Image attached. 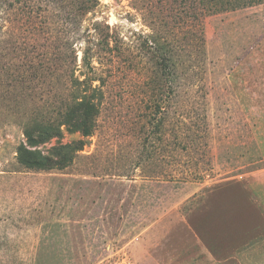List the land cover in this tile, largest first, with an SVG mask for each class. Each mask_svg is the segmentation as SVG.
<instances>
[{"label": "rangeland", "instance_id": "rangeland-1", "mask_svg": "<svg viewBox=\"0 0 264 264\" xmlns=\"http://www.w3.org/2000/svg\"><path fill=\"white\" fill-rule=\"evenodd\" d=\"M98 1L0 6V264H264V0ZM74 29L95 131L63 125L27 147L80 140L73 159L24 168L25 121L66 102L62 66H40Z\"/></svg>", "mask_w": 264, "mask_h": 264}, {"label": "trees", "instance_id": "trees-1", "mask_svg": "<svg viewBox=\"0 0 264 264\" xmlns=\"http://www.w3.org/2000/svg\"><path fill=\"white\" fill-rule=\"evenodd\" d=\"M6 0H0V6ZM223 3L231 4L232 7H241L246 5H252L257 1L263 0H222ZM98 0H76L77 5V15L80 17L91 11L98 5ZM216 7V8H215ZM214 8H209V10L216 12L221 11V7L215 6ZM79 29V25H78ZM74 32V40L66 39L55 51L58 53L55 60L51 57L46 58V64H41L40 67L44 69V66L50 68V64H57L62 66L63 74H65L68 81L67 94L64 95L66 102L64 107L60 110L58 109L59 116H49L41 118L31 115L28 120L25 121L23 134L25 137L24 141H21L16 150V158L18 162L27 169L32 170H50L54 168H62L65 164L73 159V153L77 148H82L83 142L77 141L75 143L67 145H57L51 148L47 153L43 152L41 149H30L27 145L37 146L52 137H60L62 133V126H67L72 131H80L82 136L93 135L96 124L97 117L100 113V106L102 103V90L99 86L93 85V81L96 80L91 76L89 71H91V38L88 35L86 42V47L80 48L79 39L82 40L83 36L77 30H72ZM76 34L78 35L76 37ZM79 45V46H78ZM83 51V66L89 68V71L84 72L81 67L76 64L78 59L79 50ZM176 57L174 60L176 61ZM54 66V65H53ZM34 68H39L35 66ZM79 70L80 74H84L83 78L80 75H76V71ZM176 71V70H175ZM36 72V70L34 71ZM33 78V76H32ZM165 121L161 120L160 126H164Z\"/></svg>", "mask_w": 264, "mask_h": 264}]
</instances>
